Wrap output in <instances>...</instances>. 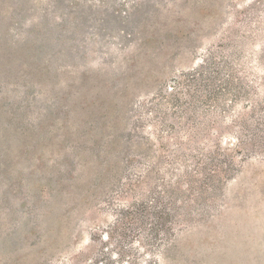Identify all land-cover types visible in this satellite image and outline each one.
Segmentation results:
<instances>
[{
	"label": "rangeland",
	"instance_id": "obj_1",
	"mask_svg": "<svg viewBox=\"0 0 264 264\" xmlns=\"http://www.w3.org/2000/svg\"><path fill=\"white\" fill-rule=\"evenodd\" d=\"M0 264H264V0H0Z\"/></svg>",
	"mask_w": 264,
	"mask_h": 264
},
{
	"label": "trees",
	"instance_id": "obj_2",
	"mask_svg": "<svg viewBox=\"0 0 264 264\" xmlns=\"http://www.w3.org/2000/svg\"><path fill=\"white\" fill-rule=\"evenodd\" d=\"M181 154H176L172 158L174 163L180 159ZM198 162V161H197ZM185 163H187L185 161ZM140 180V179H139ZM144 181V179L140 180ZM155 201V200H154ZM154 201H142L139 203H131L129 205L124 204L123 208H120V212L111 229L113 231L108 232V237H114L116 234L119 238L116 242L121 249V255L126 252L124 244L127 237H130L129 232H136V230H146L148 246H152L153 241H156L158 246L164 248L170 241L171 236H175L174 219L170 215L169 207L170 203H163L160 200L154 203ZM161 209V210H159ZM173 210H175L173 208ZM168 216V217H165Z\"/></svg>",
	"mask_w": 264,
	"mask_h": 264
}]
</instances>
